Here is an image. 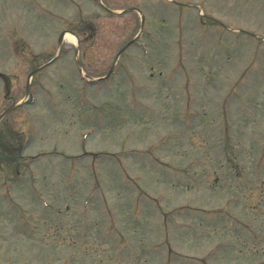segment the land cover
Instances as JSON below:
<instances>
[{
  "label": "rangeland",
  "instance_id": "1",
  "mask_svg": "<svg viewBox=\"0 0 264 264\" xmlns=\"http://www.w3.org/2000/svg\"><path fill=\"white\" fill-rule=\"evenodd\" d=\"M101 1L0 0V264H264V0Z\"/></svg>",
  "mask_w": 264,
  "mask_h": 264
},
{
  "label": "bare ground",
  "instance_id": "2",
  "mask_svg": "<svg viewBox=\"0 0 264 264\" xmlns=\"http://www.w3.org/2000/svg\"><path fill=\"white\" fill-rule=\"evenodd\" d=\"M66 41L71 42V43H77V38L76 36L67 33L66 37H65Z\"/></svg>",
  "mask_w": 264,
  "mask_h": 264
},
{
  "label": "water",
  "instance_id": "3",
  "mask_svg": "<svg viewBox=\"0 0 264 264\" xmlns=\"http://www.w3.org/2000/svg\"><path fill=\"white\" fill-rule=\"evenodd\" d=\"M63 38H64V34H62L60 37V41H59L60 46L63 44ZM92 81H95V80H92Z\"/></svg>",
  "mask_w": 264,
  "mask_h": 264
}]
</instances>
